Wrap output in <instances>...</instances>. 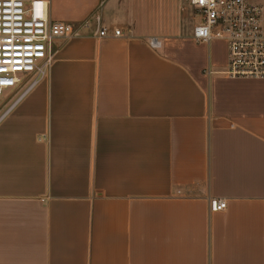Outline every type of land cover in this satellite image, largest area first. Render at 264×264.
<instances>
[{"label":"crops","instance_id":"obj_1","mask_svg":"<svg viewBox=\"0 0 264 264\" xmlns=\"http://www.w3.org/2000/svg\"><path fill=\"white\" fill-rule=\"evenodd\" d=\"M148 5L48 0L87 23L0 94V264H264V78L219 72L225 43L190 28L150 47Z\"/></svg>","mask_w":264,"mask_h":264},{"label":"built area","instance_id":"obj_2","mask_svg":"<svg viewBox=\"0 0 264 264\" xmlns=\"http://www.w3.org/2000/svg\"><path fill=\"white\" fill-rule=\"evenodd\" d=\"M177 9L183 10V1L194 18L190 26L193 40L208 43L211 38H221L225 43L226 61L222 74L264 78V27L263 5L258 0H173ZM48 0H0V94L9 91L15 100L44 77L54 50L55 38L68 39L78 34L79 26L69 21L49 19ZM95 32L106 35L95 17ZM112 35H121L114 27ZM160 36L149 35L150 47L160 45ZM206 73L212 72L209 65ZM225 199L209 197L210 211L222 210Z\"/></svg>","mask_w":264,"mask_h":264},{"label":"rangeland","instance_id":"obj_3","mask_svg":"<svg viewBox=\"0 0 264 264\" xmlns=\"http://www.w3.org/2000/svg\"><path fill=\"white\" fill-rule=\"evenodd\" d=\"M131 3H148V7L141 11L139 26L142 30L149 31L150 35L160 37L181 35L188 30L194 21L189 6L183 1V10L177 9V3L173 0H129ZM263 5L262 24L264 27V0H258ZM140 13H137V17ZM224 48L221 38H211L203 47L204 54L207 52L211 58H220Z\"/></svg>","mask_w":264,"mask_h":264}]
</instances>
